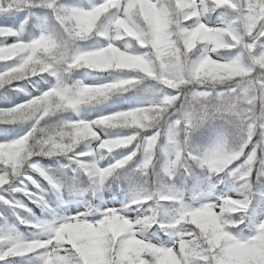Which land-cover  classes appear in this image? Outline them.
<instances>
[{
    "label": "snow or ice",
    "instance_id": "obj_1",
    "mask_svg": "<svg viewBox=\"0 0 264 264\" xmlns=\"http://www.w3.org/2000/svg\"><path fill=\"white\" fill-rule=\"evenodd\" d=\"M0 264H264V0H0Z\"/></svg>",
    "mask_w": 264,
    "mask_h": 264
},
{
    "label": "trees",
    "instance_id": "obj_2",
    "mask_svg": "<svg viewBox=\"0 0 264 264\" xmlns=\"http://www.w3.org/2000/svg\"><path fill=\"white\" fill-rule=\"evenodd\" d=\"M0 127H2V125H0Z\"/></svg>",
    "mask_w": 264,
    "mask_h": 264
}]
</instances>
